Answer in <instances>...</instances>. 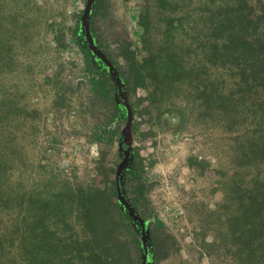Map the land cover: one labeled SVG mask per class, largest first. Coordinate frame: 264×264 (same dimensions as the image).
<instances>
[{"label":"trees","instance_id":"16d2710c","mask_svg":"<svg viewBox=\"0 0 264 264\" xmlns=\"http://www.w3.org/2000/svg\"><path fill=\"white\" fill-rule=\"evenodd\" d=\"M37 1L0 0V264H154L173 255L162 221L139 212L146 199L137 150L117 178L127 150L122 141L135 136L139 124H161L165 113L175 131L217 134L223 195L201 224L211 236L206 254L219 264H264V0H141L140 57L128 28L113 31V21L97 27L111 15L110 0L67 9L76 16L69 26L49 18L53 8ZM46 34L56 51L76 50V59L62 61L82 68L75 81L85 87L91 132L122 153L115 166L99 160L96 172L104 182L67 179L42 162L29 181L31 144L42 150V161L48 150L40 122L28 123L23 72L45 61L43 44L35 43ZM55 81L66 82L58 73ZM138 133L146 137L152 129Z\"/></svg>","mask_w":264,"mask_h":264},{"label":"rangeland","instance_id":"374dc122","mask_svg":"<svg viewBox=\"0 0 264 264\" xmlns=\"http://www.w3.org/2000/svg\"><path fill=\"white\" fill-rule=\"evenodd\" d=\"M110 1L111 15L107 16L108 18L99 16L100 19L106 18V21H100L97 27L103 30L110 27V22L113 21V31L128 28L135 42L137 56L140 57L142 47L136 16L141 0ZM37 2L44 4L42 6L48 10L53 8L49 18L63 22L65 26H69L66 23L69 20H76V16L68 14L67 11L79 10L84 5L83 0ZM108 43L115 47L114 38L108 40ZM38 44H43L39 50L46 55L45 61L37 59L31 66L25 65L27 68H24L23 72V90L25 99L31 106L28 123L31 122L33 127L35 121L40 122V140L48 151L42 161V150L31 144L30 149L33 147L31 152L34 157L29 164V181L32 183V179L36 177L32 172L35 170L33 166L42 162L57 168L67 179H82L90 183L94 176H98L99 182H104L96 172L99 160L101 159L103 166L107 168L115 166L122 161V153L118 152L115 143L106 146L97 141L91 132L92 125L87 118L91 115L90 112L86 114V106H83L86 102L85 87L80 80L75 81L82 75V68L62 61L63 57L76 59L77 52L73 47H62L63 50L56 51L51 34L41 36V42L35 43ZM36 62H41L42 65L39 66ZM52 71L63 76L68 83L55 81L56 74H53L54 79L52 78L50 83L44 81V76ZM74 82L82 86H76ZM139 119L137 116L136 120ZM161 121V124L154 125L139 124L138 132H146L151 128V135L143 137L136 132L135 136L124 140L131 151L129 159L133 158L136 150L139 154L135 159L136 169L142 173L146 199L141 202L139 212L144 214L151 211L156 215L170 234L173 246V255L154 264H219V260L214 259L215 262H212L205 252L204 242H210L211 236L204 235L205 231L201 227L206 211L214 209L223 195L219 184L221 175L217 171L224 163L220 148H215L214 139L217 134L212 133L210 129L175 131L174 119L169 118L166 113ZM55 137L56 140H51ZM38 147L40 148V144ZM192 157L209 165L191 163L189 160ZM126 175V182L134 177L132 170ZM127 183L129 188L131 183ZM129 194L126 189L125 198L128 200L131 198ZM215 255L216 253L212 254L214 258Z\"/></svg>","mask_w":264,"mask_h":264},{"label":"water","instance_id":"95a60500","mask_svg":"<svg viewBox=\"0 0 264 264\" xmlns=\"http://www.w3.org/2000/svg\"><path fill=\"white\" fill-rule=\"evenodd\" d=\"M89 6H90V3H89V5H88V8H89ZM131 124H132V115L130 116V119H129V122H128L127 126L122 130V136H123L122 139L125 138L126 132H128V130H130ZM124 140H125V139H124ZM122 145H124V146L127 148V150H126V152H125V159H124V161L120 164V166H119V168H118V176H117V178H119V176H120V173H121V171H122V166H123V164L129 159V157H130V155H131V151H130V149L125 145V142H124V141H122ZM119 198H120L121 201H123V202L127 205L130 214H131V215H134V214H133V211L131 210V208L129 207V205L127 204V202L122 198V196H121L120 193H119Z\"/></svg>","mask_w":264,"mask_h":264}]
</instances>
